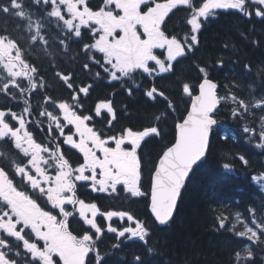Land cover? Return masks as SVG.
I'll use <instances>...</instances> for the list:
<instances>
[{
  "label": "trees",
  "instance_id": "trees-1",
  "mask_svg": "<svg viewBox=\"0 0 264 264\" xmlns=\"http://www.w3.org/2000/svg\"><path fill=\"white\" fill-rule=\"evenodd\" d=\"M0 3H7V0H0ZM101 5L111 10L105 0H101ZM190 14V9L174 11L163 25L165 35L181 42L187 40V46L191 44L186 39L191 35ZM5 20L12 22L11 28L16 22L14 11H0V26ZM80 32L79 38L71 39L67 53L59 52L60 46L55 43L47 50L30 49L29 62L40 66L37 80L41 76L43 82L31 93L10 89L14 99L0 93V106L23 117L27 115L31 124L41 127L47 118L46 115L41 117L44 111L54 117L60 115L58 105L69 103L77 93L80 95L78 114L89 116L90 124L103 139L117 138L130 130H158L157 135H150L145 141L140 152L143 196L134 198L132 207L116 206L144 222L150 230L147 244L132 241L119 248L128 241L119 242L114 236L105 235L95 248L100 257L99 264H136V256L141 258V264H232L233 250L245 255V245L250 242L235 233L241 230L242 222L250 223L247 219L249 205L258 209L264 206V191L252 180L257 173H264V148L256 147L262 142L259 132L264 124L261 119L264 112L260 109L253 108L251 115L236 117L230 111L231 102L221 104L216 116L218 126L211 136V154L192 174L176 216L168 227L159 228L154 223L148 205L157 162L175 143L176 125L187 114L191 96L197 93L202 80L198 66L204 67L208 77L220 85L219 93L224 97L236 91L238 96L248 100L252 96L259 98L264 91V73L247 74L243 69L246 62L264 68V20L255 15L250 19L237 11L220 12L203 24L198 45L179 58L170 72L153 77L135 72L116 80H111L112 74L103 54L93 48L95 38L90 30ZM254 41L259 42L258 46ZM218 60L221 63L218 64ZM63 75L72 78L65 81L61 78ZM4 76L0 68V80ZM69 84L71 87L67 86ZM237 84L239 90L235 89ZM153 87L164 97L147 96L146 92ZM81 88H87L88 93L83 95ZM101 103L109 105L112 113L100 110ZM44 105L49 110H43ZM245 126L252 131L245 132ZM52 131V134L48 132L53 136L51 141L63 145L54 127ZM5 145V149L0 148L5 154L0 158V164L8 170V155L14 149L8 143ZM240 155L249 161L248 165L239 159ZM225 163L229 164L228 169L223 167ZM90 198L86 193V199ZM238 213L240 220L236 218ZM221 216L227 218L223 229L219 228ZM108 240L112 242L110 247L106 246ZM148 248L153 252L149 253ZM253 250L257 256L255 264H264L260 259L264 256V245L254 246Z\"/></svg>",
  "mask_w": 264,
  "mask_h": 264
},
{
  "label": "flooded vegetation",
  "instance_id": "flooded-vegetation-1",
  "mask_svg": "<svg viewBox=\"0 0 264 264\" xmlns=\"http://www.w3.org/2000/svg\"><path fill=\"white\" fill-rule=\"evenodd\" d=\"M195 1L199 3L200 9L218 2ZM123 2L132 20L138 24V32L134 36L135 49L142 44L145 47L146 38H150L155 32L161 33L163 22L176 9L168 6L167 0H116L114 10L110 12L115 19L120 17ZM87 3L88 7L83 14L99 16L101 0H87ZM148 16L149 21L155 25L152 31L140 24V20ZM79 96H72L69 102L70 112L62 111L64 120L61 118L56 125L65 127L71 138L68 140L70 146L68 143L55 145L49 142L48 130L37 127L32 122L27 124L28 118L18 114L23 118L20 119L19 129L22 150L16 148L17 153L8 155L10 159H15L8 170L12 187L8 192L0 194V237L10 239L13 250H20L17 264H43L40 260L43 258L48 264H90V257L95 258L91 247L99 244V239L105 232L116 234L117 230L125 227L134 230L135 224L127 214L109 213V209L115 207L109 206L111 204L108 200L131 207L128 199L133 196V183L130 180L134 175L135 153L142 145L145 134L129 132L118 142L104 140L99 145L83 138L85 143L81 144L82 139L77 140L70 117L79 108ZM0 111L6 110L0 106ZM10 123L18 126L16 121ZM0 142L14 147L9 141ZM39 144L40 150L36 147ZM72 145L75 150H71ZM84 191L98 201L102 197L107 198L103 201L106 205L102 212L96 205L79 200L80 193ZM114 220L118 222L115 223ZM85 226L94 233H86ZM5 233L10 235L5 236ZM57 234L60 236L55 242L62 254L49 258L46 255L52 247L49 239ZM111 245V241H106V246Z\"/></svg>",
  "mask_w": 264,
  "mask_h": 264
},
{
  "label": "snow or ice",
  "instance_id": "snow-or-ice-1",
  "mask_svg": "<svg viewBox=\"0 0 264 264\" xmlns=\"http://www.w3.org/2000/svg\"><path fill=\"white\" fill-rule=\"evenodd\" d=\"M181 2L190 9L197 7L193 4V0H181ZM245 3L258 5L254 9L255 16L264 20V0H218L216 3L205 5L204 9L199 11L188 23L192 26V31H198L202 27L198 22L201 17L207 19L210 15L214 16L216 9L231 8L243 11ZM87 7V0H7V3H0V11L4 13L14 11V20L16 21L11 28L9 25L12 22L7 20L0 26V68L6 73L0 80V93L10 95L14 99L15 96L10 89L19 90L20 93L35 91L43 79L39 76L37 80L40 66L29 62V50L34 47L47 50L50 44L55 43L60 46L59 52L67 53L71 39L81 36L79 28L82 25L78 24L77 21L80 20ZM34 17L36 19H33ZM251 17L252 13L250 12L248 18L251 19ZM192 40L198 43L196 36H193ZM254 43L258 46L259 42L254 41ZM186 54L185 49L180 48L173 59L182 58ZM217 63H221V60H218ZM87 67L88 65H85V68ZM171 67L170 65L168 69L162 68V72L171 71ZM243 69L247 74L261 75L264 73V68L253 65L251 62H246ZM198 70L203 74V83L199 86L202 89L200 104L203 105V108L193 118L192 122L185 126L181 153L176 158V171L171 176V181L175 186L170 187L168 183L162 184L163 195L158 198L153 209L156 219L161 225L170 223L174 216L175 208L179 202L178 197L182 187L187 183V177H190L211 154L209 127L216 123L215 117L218 115L222 101L230 100L235 105L230 111L236 117H244L245 114L251 115L253 108L264 112V91L261 92L259 98L252 96V99L248 100L238 96L236 91L229 92L228 97H224L218 93V83L208 79L209 73L205 68L198 66ZM61 78L67 81L72 77L63 75ZM22 80L26 81L27 84H23ZM29 85H31L30 90ZM67 86L71 87L70 84ZM185 87L187 86L185 85ZM239 87L238 84L235 85L236 90H239ZM146 95L152 97V92L147 91ZM152 98L154 99V97ZM0 117L8 118H0V140L9 141L14 144V147L21 148L20 116L14 111H0ZM261 119L264 120V116ZM10 121H16L18 126L13 125ZM244 131L251 132L252 129L245 126ZM259 139L262 142L258 143L256 147L264 148V124L260 128ZM239 159L245 165L249 164L243 155H240ZM223 167L228 169L229 164L225 163ZM252 180L264 189V173H257L252 177ZM247 212V219L251 226L245 225L244 230L237 231L235 235L244 237L251 243L245 245L246 254L243 256L239 251L233 250L230 258L232 264H255L257 256L253 250L254 246L264 245V206L258 209L249 205ZM236 218L240 220L239 213ZM226 219V217L221 216L219 228H224ZM9 235L5 233V236ZM132 235L139 237L141 241L147 244L150 230L141 225L140 230L133 231ZM11 239H15V237H11ZM148 251L151 253L153 249L148 248ZM19 255L20 250L12 249L10 239L0 237V264H17ZM134 259L136 264H141L139 256L134 257ZM260 259L264 260V256H261ZM90 264H95L94 257H90Z\"/></svg>",
  "mask_w": 264,
  "mask_h": 264
},
{
  "label": "rangeland",
  "instance_id": "rangeland-1",
  "mask_svg": "<svg viewBox=\"0 0 264 264\" xmlns=\"http://www.w3.org/2000/svg\"><path fill=\"white\" fill-rule=\"evenodd\" d=\"M115 2L116 0H107L106 4L109 8H114ZM257 7L258 5L245 3L243 11L248 14L251 10L254 12V9ZM229 9L231 8L216 9L214 12L216 14L218 10ZM120 10V17L118 19H115L110 14V12L105 9V11H101L100 15L97 17L92 14H82L80 20L77 21L78 24L82 25V27L79 28V31L87 27L92 29L97 35L95 48L97 51L103 54L107 65H109V69H111L112 79L115 80L118 78V75L126 76L127 74H130L134 71H142L143 73L151 75L167 73L168 71L162 72V68L168 69L170 65L172 66L173 63L178 59H173L175 54L180 48H183L185 51H187V46L177 40L167 38L161 33L158 34L155 32L150 38H146L147 44H145V47L144 44H142L138 49H135L134 36L136 35V32H138V24L136 21L132 20L131 14L128 13V9L126 8L124 2L122 3V8ZM201 10L203 9L197 10L193 17H195ZM208 17L213 16L210 15ZM202 19L204 18L201 17L198 22L200 23ZM129 42H131L132 45ZM1 70L3 69L1 68ZM4 74L6 75L5 72ZM228 102H230V100L222 101V103ZM232 106V108H234L235 105L232 104ZM61 107H63V105ZM70 117L82 121L85 126L88 124V121L77 117L75 114ZM22 119L23 118H21V120ZM88 130L94 137H96L92 129L89 128ZM152 133L153 135H157L158 130L154 129ZM69 139L71 138L68 137V140ZM119 140L120 139H117L116 141L118 142ZM80 143H85V140L80 141ZM133 172L134 175L130 182L135 186L140 180L139 165L137 161L134 165ZM137 188L138 187L134 188L133 193L139 192V189ZM246 225L251 226V224ZM59 236L60 235L57 234V236L53 239H49L52 247L46 252L47 257L53 258L62 254L59 245L55 242V239ZM132 238L139 237L132 236ZM40 260L43 262V264H48L45 258Z\"/></svg>",
  "mask_w": 264,
  "mask_h": 264
},
{
  "label": "water",
  "instance_id": "water-1",
  "mask_svg": "<svg viewBox=\"0 0 264 264\" xmlns=\"http://www.w3.org/2000/svg\"><path fill=\"white\" fill-rule=\"evenodd\" d=\"M178 3H181V0H173V1L169 2V5H177ZM141 24L144 27L149 28V30H153V28H154L153 23H151L148 18H143L142 21H141ZM209 80H211V79H209ZM211 81H213V80H211ZM213 82H215V81H213ZM202 83H203V81L201 82V84ZM204 87L206 88L207 86L205 85ZM219 89H220V86L218 85V93H219ZM201 91H202V89L199 87V92H198L197 95H195L193 97L192 103L190 105L189 112L186 115L185 119L182 122H179L176 125V141L171 147H169L164 152V154L160 158V160H159V162L157 164L156 171H155V173L153 175V178H152L151 198H150L149 211H150V214L152 215L153 219L162 228L166 227L169 223L166 224V225H161L158 222V220L156 219V214L153 211V209L156 206L158 198L163 195L162 184L163 183H168L170 187H174L175 186L172 183V181H171V176L176 171V167H175L176 158L181 153V147L183 145V140H184V129H185V126H186V124L191 123L193 118L203 108V105L200 104ZM219 109H220V106H219ZM219 109H218V111H219ZM72 123L76 127L77 132H79L80 134H84L83 126L80 123H78L75 120H73ZM217 125H218V123L216 121V123L214 125H211L209 127V136H210V138H211V135H212V131L214 129H216ZM146 133H148V132H146ZM210 141H211V139H210ZM190 177H187V183H188ZM187 183H186V185H187ZM186 185H184L182 187V191L179 194V197H178L179 202H178V205L175 208V214L177 212V209H178V206L180 204V201H181L182 195L184 193V190L186 188ZM10 187L11 186H10V183H9V176L5 172V170L0 167V192H4L6 190H9ZM175 214L172 217L170 222L173 221V219L175 217ZM123 235H125V232L123 233ZM123 235H121V236H123Z\"/></svg>",
  "mask_w": 264,
  "mask_h": 264
},
{
  "label": "bare ground",
  "instance_id": "bare-ground-1",
  "mask_svg": "<svg viewBox=\"0 0 264 264\" xmlns=\"http://www.w3.org/2000/svg\"><path fill=\"white\" fill-rule=\"evenodd\" d=\"M256 183V182H255ZM257 184V183H256ZM257 185H259L260 187H261V185L260 184H257ZM261 189H262V187H261ZM263 191H264V189H263ZM173 222V221H172ZM243 223V225H242V228H241V230H239V231H242V230H244V226L246 225V224H250V223H247V222H242ZM157 225V224H156ZM158 227L159 228H162V227H160L159 225H158ZM140 242H142V241H140ZM251 243V242H250ZM249 243V244H250ZM130 243H127V246L129 245ZM122 246H125V245H121V246H119V248L120 247H122Z\"/></svg>",
  "mask_w": 264,
  "mask_h": 264
}]
</instances>
